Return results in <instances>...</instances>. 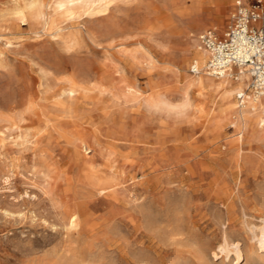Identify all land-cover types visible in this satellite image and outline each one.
Instances as JSON below:
<instances>
[{
	"label": "rangeland",
	"instance_id": "obj_1",
	"mask_svg": "<svg viewBox=\"0 0 264 264\" xmlns=\"http://www.w3.org/2000/svg\"><path fill=\"white\" fill-rule=\"evenodd\" d=\"M30 1L0 0V264H264V137L187 79L235 0Z\"/></svg>",
	"mask_w": 264,
	"mask_h": 264
},
{
	"label": "bare ground",
	"instance_id": "obj_2",
	"mask_svg": "<svg viewBox=\"0 0 264 264\" xmlns=\"http://www.w3.org/2000/svg\"><path fill=\"white\" fill-rule=\"evenodd\" d=\"M72 0H66L65 2H71ZM76 1V0H75ZM83 1V0H82ZM87 1V0H86ZM90 1V0H89ZM92 1V0H91ZM100 1V0H99ZM243 2H246V0H241ZM63 2V1H62ZM77 2V1H76ZM79 2V1H78ZM196 4L202 5L203 0H194ZM224 1H212L210 4H213V8L215 9L216 12H220L221 8L219 7ZM248 2V1H247ZM37 3V2H36ZM91 3V2H90ZM97 3V2H96ZM35 4L33 0L29 2V6L32 7ZM61 4V3H60ZM78 5V3H76ZM83 3L79 2V5ZM64 5V4H63ZM67 4H65L66 6ZM73 5V4H72ZM70 6V5H69ZM29 7V8H30ZM28 8V7H27ZM28 8V10H29ZM35 8V7H34ZM20 10V9H18ZM22 10V9H21ZM31 10V9H30ZM66 10L70 11L71 7L66 8ZM16 11V10H15ZM38 12V11H37ZM19 15H21V12H18ZM38 14V13H37ZM15 15V14H14ZM34 16V15H33ZM199 27V26H198ZM194 33H191V40H192V46L195 47V55L192 58V63H194L198 67V72L195 73L197 74L196 77H187L188 81H197L201 83L203 80H213V78L209 76H214L219 79V82L222 86L225 87L226 91V98L227 100L231 103L230 107V113L231 116L233 115L236 117V122H237V127L235 128L236 134L238 137L233 141V144L237 146L238 151L242 149V144L244 143L243 137L245 136V129L247 131L251 132V134L256 135L258 137H264V93H259L255 94L249 90V81H250V74L247 68L245 67H236L235 69L233 67H228L225 71L220 72L219 74L213 73L207 68V60L209 58V52L205 48H203L200 45V42L198 40V34L196 37L193 35ZM190 67V66H189ZM183 70V69H181ZM186 72V71H185ZM232 72L235 73V75L232 76ZM188 73V72H186ZM193 74V73H192ZM185 84V83H184ZM189 84V83H188ZM193 84V83H192ZM195 85V84H194ZM184 86H187L186 84ZM188 87V86H187ZM191 87V85H190ZM240 96L238 98V102L232 101L233 95ZM180 107V106H179ZM239 123V124H238ZM246 127V128H245ZM234 130V131H235ZM234 134V133H233ZM248 135V134H246ZM235 136V135H234ZM248 139V138H247ZM246 140V139H245ZM246 144V143H245ZM212 146V145H211ZM234 147V146H233ZM235 148V147H234ZM236 148V149H237ZM204 149V148H203ZM244 149V147H243ZM209 150V149H208ZM236 152V151H235ZM240 152V151H239ZM244 154V152H243ZM262 155V154H261ZM262 157V156H260ZM263 158V157H262ZM239 159V158H238ZM260 159V158H259ZM236 161V169L235 173L239 176L237 178L236 184L237 186H241L242 184V165L239 161ZM261 160H259L260 162ZM262 162V161H261ZM258 166V164H257ZM263 167V165H261ZM252 170V168H250ZM255 169V168H254ZM261 170L260 168H258ZM257 170V169H256ZM254 172V171H253ZM252 173V172H251ZM249 173V174H251ZM256 173V172H255ZM262 173V172H261ZM233 175V174H232ZM235 175V174H234ZM233 175V176H234ZM258 175V174H257ZM226 176V175H225ZM225 176L223 179H225ZM260 176V174H259ZM232 177V176H231ZM170 178V177H169ZM227 178V177H226ZM230 178V177H229ZM235 178V177H234ZM215 180V179H214ZM227 180V179H226ZM228 181V180H227ZM219 182V181H218ZM263 182V181H262ZM217 183V182H216ZM228 183V182H226ZM232 183V181H231ZM235 183V182H234ZM224 184V183H223ZM229 185V183H228ZM261 185V184H259ZM209 186V185H208ZM222 186V185H221ZM225 186V185H224ZM234 186V185H233ZM263 186V185H262ZM230 187V186H229ZM236 187V186H235ZM258 188H260L258 186ZM206 189V188H205ZM208 189V188H207ZM241 189V188H240ZM263 191L261 195L264 196V187L262 188ZM176 190V189H175ZM235 190V189H234ZM233 190V191H234ZM261 190V189H260ZM259 190V191H260ZM232 191V192H233ZM195 193V192H194ZM211 193V192H210ZM235 193H237L235 191ZM177 194V193H176ZM234 194V193H232ZM259 194V193H258ZM181 195V194H180ZM259 196V195H258ZM262 197V196H261ZM215 200L217 201L216 203H221L224 206V212L221 211V214H224V218L228 217V215H233V195H231V192L227 190H223L221 192H217L214 195ZM238 198V197H237ZM236 198V199H237ZM241 198V197H240ZM239 198V199H240ZM259 198V197H258ZM173 200V199H172ZM240 202V201H239ZM238 202V203H239ZM246 204V202H245ZM215 205V204H214ZM221 205V206H222ZM243 205V204H242ZM217 205L216 207H218ZM219 206V207H221ZM154 207V206H153ZM244 207V206H242ZM236 208V207H234ZM241 208V207H240ZM147 209V208H146ZM220 209V208H219ZM246 209V208H245ZM218 210V209H217ZM164 211V210H163ZM207 211V210H206ZM241 211V210H240ZM220 212V211H219ZM244 212H246L244 210ZM147 213V212H146ZM239 213V212H238ZM222 214V215H223ZM245 215V214H244ZM241 216V215H240ZM221 217V216H220ZM223 218V217H222ZM243 218V216H242ZM74 219V218H73ZM72 219V220H73ZM71 220V221H72ZM263 220V219H262ZM233 222V217L230 219V223ZM73 223V222H72ZM146 223V222H145ZM263 223V225H262ZM260 223L261 227L259 231L256 233L254 232L253 229H249L251 231V238L252 239H257L258 242H260L264 246V220L263 222ZM251 228V227H250ZM178 229V228H177ZM222 237V236H221ZM226 237V236H225ZM225 246V245H224ZM97 252V251H96ZM61 254V253H60ZM137 257V256H136ZM148 261V260H147Z\"/></svg>",
	"mask_w": 264,
	"mask_h": 264
},
{
	"label": "built area",
	"instance_id": "obj_3",
	"mask_svg": "<svg viewBox=\"0 0 264 264\" xmlns=\"http://www.w3.org/2000/svg\"><path fill=\"white\" fill-rule=\"evenodd\" d=\"M198 40L209 52L210 71L219 74L228 67H245L250 74L248 88L255 94L264 93V0H235L223 30L206 29ZM190 71L197 73L198 67L192 63Z\"/></svg>",
	"mask_w": 264,
	"mask_h": 264
}]
</instances>
